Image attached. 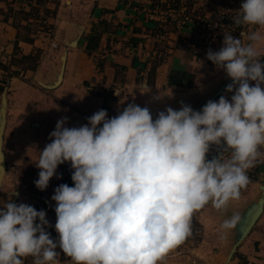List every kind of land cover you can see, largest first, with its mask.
Listing matches in <instances>:
<instances>
[{
  "label": "clouds",
  "instance_id": "obj_1",
  "mask_svg": "<svg viewBox=\"0 0 264 264\" xmlns=\"http://www.w3.org/2000/svg\"><path fill=\"white\" fill-rule=\"evenodd\" d=\"M232 22L254 30L223 32L222 47L207 52L232 81L230 100L222 95L200 111L168 107L155 119L148 107L129 103L112 118L101 109L80 127L57 121L34 183L44 191L58 166L70 163L74 186L61 184L51 197L58 238L47 231L45 210L9 198L0 207V264L28 257L58 264L61 253L71 264H160L192 234L196 211L209 204L226 211L240 199L264 148V32L255 30L264 29V0H243ZM3 148L0 141V162ZM240 220L232 214L221 229Z\"/></svg>",
  "mask_w": 264,
  "mask_h": 264
},
{
  "label": "crops",
  "instance_id": "obj_2",
  "mask_svg": "<svg viewBox=\"0 0 264 264\" xmlns=\"http://www.w3.org/2000/svg\"><path fill=\"white\" fill-rule=\"evenodd\" d=\"M175 1L93 0L90 19L86 25H79L83 27V30L75 36L78 38L77 45L73 47L68 44L73 38L65 41L59 58L51 63L46 76L42 79H35L38 85H40L38 81L52 82L60 73L61 63H63L64 55H66L60 84L51 89L40 85L43 89L53 90V95H50L52 99L49 98V100L53 101H50V109L54 116L47 129L49 134L46 133L49 138L50 133L55 130L57 121L61 118H67L65 127L86 125L89 117L101 109L104 110V103L110 108L106 110L108 118L119 114L129 103L137 105L142 102L145 106L150 105L151 110L155 111V119L164 108L171 107L172 101L170 99H173L175 90L177 92L192 90L197 85V80L203 78L207 79L205 90L214 89L216 85L217 89L228 78L223 69H218L207 59L209 49L213 52L218 50L211 48L212 40H210L209 35H205L203 30L194 24L188 23L177 31L169 29L165 40L161 39L160 35L164 32L161 28L166 29L168 26L167 23L162 22L163 19H169L165 13L166 8L174 6L173 8L179 9L181 0H177V3ZM36 2L37 0H20L15 4L9 0H0V12L7 11L9 8L13 11L27 12L36 5ZM185 3L186 8L194 12L200 10L206 4V1L188 0ZM29 21L31 20L22 18L20 24L24 26ZM79 26L77 25V27ZM242 30L250 32L254 29L252 26L244 29L239 27L237 31L239 35ZM255 30L264 32V29L256 28ZM43 40H46V38H43ZM164 42H167L170 46L168 54L158 61L153 57L152 52L156 47H163ZM44 45L45 43L38 39L21 38L19 28L13 23V17L2 19L0 14V60L7 67L13 62L25 63L28 59L39 56L40 52L44 50ZM259 50L264 55V43L259 45ZM42 60L46 61V59ZM261 62L264 63V57H261ZM11 65L12 68H15V64ZM26 71L27 73L28 71L36 73L35 70L28 68ZM172 72L185 73V76L182 77V83L171 84ZM230 83L232 81L224 86L221 94L215 97L213 101H218L222 95L230 100L233 93L225 91L226 86ZM252 83L254 84V82ZM28 85H30L29 81H20L19 78L12 77L6 86H0V89L6 91V97L9 90L17 88L13 93L19 97V99H16V104L20 103L21 106H18L23 109L24 129L22 132L38 130L45 123L41 121L39 115L41 112L46 111V95L35 87ZM93 86L105 87L108 92L112 90V94H108V92L100 93ZM164 102H169V104L164 105ZM197 103L198 100L196 99L194 103L188 106L194 110ZM10 105L11 101L7 98L6 124L3 135L6 170L8 163L5 138L9 114L11 113ZM44 118L46 119V117ZM260 151L262 155L259 162L252 168L253 170L248 171L250 184L241 191V195L245 192L246 198L242 200L239 209L236 206L235 208L229 206L230 210L227 212L229 217L232 214L241 215L257 200L261 193L260 185L264 184V150L261 149ZM216 154L217 151L213 147L208 159ZM6 174L7 172L4 175ZM66 175L68 174L64 173L59 176L55 189L61 185L62 179ZM52 194L54 195V192ZM16 203H25L36 209L41 207L40 210L46 211L47 219L56 220V214L54 213L55 201L43 200V203L30 204L27 195L20 192ZM202 210H198L194 214L199 217ZM223 212L219 210L217 214L222 215ZM235 235V229L228 230L221 249L217 251V256L220 253L222 255L226 253L225 258L219 259L218 256L216 262L207 264H225L232 258L236 260L243 259L251 264H264V208L256 223L247 236L238 244L234 254L228 261ZM205 241L203 240V242ZM185 242H187V239ZM186 246L183 242L182 246L172 249L160 264H172L170 262L172 257L184 253L186 249L184 250L181 247ZM188 260L190 259L188 258ZM193 261L197 262V259ZM24 264H30L28 258H24ZM62 264H71L70 258L65 257Z\"/></svg>",
  "mask_w": 264,
  "mask_h": 264
},
{
  "label": "rangeland",
  "instance_id": "obj_3",
  "mask_svg": "<svg viewBox=\"0 0 264 264\" xmlns=\"http://www.w3.org/2000/svg\"><path fill=\"white\" fill-rule=\"evenodd\" d=\"M187 1L181 0V4L185 5V2ZM204 1H206V4L203 5L200 10H195L193 12L187 9L192 19V21L188 23L194 24L199 29H202L205 35H209L210 40H212L211 48L219 50L223 44V32H230L233 36L239 37L237 32L239 27L236 26L235 30L232 31L231 28H227V24L225 27H215L214 23L217 22V18L222 12L225 14V16L227 15L228 20H231L233 17H235L237 15L236 9L240 8L243 0ZM92 3L93 0H37L36 5L31 7L27 12L21 10L13 11L11 8H9L7 11L0 12L2 19H7L10 16L13 17V23L17 28H19L21 38L38 39L41 40L42 43H45L44 50L40 52L39 56L32 59L30 58L25 63H11L15 64V68H12L11 64L8 67L11 72L13 71L11 77L9 76L10 79L13 77L19 78L20 81H29L30 85L28 86L35 87L40 92L42 91L43 94L46 95L45 97L47 100L46 111L43 113L41 112V116L39 115L41 121L45 122L44 124L46 126L44 127L43 124L38 130L22 132L24 129V121H22V115H24L22 112L23 109L22 107L18 106H21L20 103L16 104V99H19V97L17 95L16 97L15 93H13L17 88L8 91L7 98L9 101H11V113L9 114L5 138V151L8 165L6 170L7 174L3 175V179L1 178L0 180V207H2L3 202H7L9 198L12 200V197H10V193L12 191H19L24 195H27L30 204L43 203V200H51L53 195L52 193L54 192L56 183L59 180L57 177L63 175L64 173L72 175L73 170L71 169V165L70 163L66 162L58 166L56 175L49 181V186L44 191L39 190L35 186L34 182L39 178L38 174L40 171V169L36 167L39 151L43 150L46 144L49 143L50 138L47 136V134H49L47 129L49 128L50 121H52L51 119L54 116L50 109V101H53L49 100V98L52 99L50 95H53V90L41 88L40 85L36 83L35 79H42L46 76L51 63L55 62V60L59 58L61 49L64 46V42L75 37L81 32L77 25H86L88 23L90 19ZM175 3H177V0ZM173 7L174 6L167 7L166 10H176ZM176 11L174 12L178 14ZM22 18H25L26 20L30 19L31 21L23 26L20 24ZM166 20L163 19L162 21L164 24L167 23L168 25L166 29L161 28L164 31L161 34L164 36V38H162L160 35L163 41L165 40L169 29L172 31H177L182 28H177L176 22H174L172 18H169L167 21ZM203 22H210L211 26L203 27ZM43 38H46V40H43ZM164 43L165 45H163V47L154 48L157 52H162L163 58H165L168 54V51L166 50H169L170 47L167 42ZM42 59H46V61H43ZM156 60L159 61L160 59L156 58ZM27 68L35 70L36 73H31L29 71L27 73ZM18 69H20V71L23 73L22 76L20 75ZM206 81L207 79L205 78L197 80V85H195L194 89L189 91L184 90L177 92L175 90V93H173V99L169 98L172 101L171 108L173 107L174 110H180L182 104L189 105L194 103L196 99L200 101L201 99H204L206 96L210 95L212 91L216 89L217 85L214 89L205 90L207 87L205 86L207 85ZM3 92L4 89H0V104ZM108 94H112V90H109ZM163 104L167 105L169 102H164ZM137 105L141 107H148L154 119L155 111L151 110L150 105L145 106L142 102H139ZM103 106L104 110L110 109L105 103ZM166 109L167 108H164L163 111ZM44 117H46V119ZM245 195L246 194L244 192L240 196L239 200L230 201L228 207L230 206L235 208L236 206L239 209L242 200L246 198ZM228 207L226 212L224 211V214L222 215L217 214L219 213V210H217V212L216 209L210 204L203 208L199 217L193 214V232L187 238V242L184 241L187 246L181 247L184 250L186 249V251L182 254L172 257V259L170 258V262L172 264H207L216 262L218 256L220 257L219 259H223V257L225 258L226 253L223 255L220 253L218 256L216 254L217 251L221 249L223 239L225 240V237L228 233V231L221 229V224L223 221L229 218L227 212L230 210V207ZM40 208L41 207L35 209L39 211ZM48 221L52 227H49L47 231L51 234L53 239H57L58 234L54 228L56 220L51 218L48 219ZM203 240L206 241L203 242ZM179 246H182V244ZM65 257L66 256L61 253V255L57 258L58 264H62V260ZM186 258H189L190 260L187 261ZM194 259H197L196 263H194ZM28 261L30 264H33L32 257H28Z\"/></svg>",
  "mask_w": 264,
  "mask_h": 264
},
{
  "label": "water",
  "instance_id": "obj_4",
  "mask_svg": "<svg viewBox=\"0 0 264 264\" xmlns=\"http://www.w3.org/2000/svg\"><path fill=\"white\" fill-rule=\"evenodd\" d=\"M78 28L80 29V31L83 30L82 26H79ZM77 42H78V38L77 37H73V39L70 40L68 42V44L70 46L75 47L77 45ZM63 59H64L63 63H61V71H60V73L57 74L56 78L52 82L48 83V82L38 81L42 87L51 89V88H54V87H56L57 85L60 84V82L62 80V76H63L64 66H65V61H66V55H64ZM229 82H231V79L228 77L210 95H208L204 99H201L200 101H198V103L196 104L194 110L195 111H200L202 109V107L209 100L213 101L215 99V97H217L218 95L221 94V92L223 91L224 86L227 83H229ZM4 94H5V96H3ZM1 98L2 99H1V104H0V141H2V143H3V135H4L5 124H6V114H7V97H6V91L5 90L2 93ZM0 167H3L4 172H6V164H5L4 152H3V160H2V162H0ZM1 178L3 179V176L0 177V180H1ZM260 190H261V193H260L259 197L257 198V200L254 201L240 215L241 216V220H240L239 224L237 225V227L235 228L236 235H235V238H234V244L232 245V248L230 250L228 261L231 259L232 255L234 254L238 244L242 241V239H244L247 236V234L249 233V231L251 230V228L253 227V225L256 223V221L260 217L261 213L263 212V208H264V184L260 185ZM15 193H17V194L16 195H11V197L14 196V198L12 199V202H14V203H16V201H17V199H18V197L20 195L19 191H15ZM227 263H225V264H227Z\"/></svg>",
  "mask_w": 264,
  "mask_h": 264
},
{
  "label": "built area",
  "instance_id": "obj_5",
  "mask_svg": "<svg viewBox=\"0 0 264 264\" xmlns=\"http://www.w3.org/2000/svg\"><path fill=\"white\" fill-rule=\"evenodd\" d=\"M12 3H18L20 2V0H9ZM177 10V11H176ZM174 11H176L178 14H176L172 9H168L165 13L167 15V18H172V20L174 22H176V27L177 28H181L183 27L185 24H187L188 22L192 21L190 14L186 8V6L184 4L180 3L179 9H176ZM237 12L239 9H236ZM199 22V21H198ZM200 24V22H199ZM215 27L219 26V27H225V25L227 24V28H231L232 31L235 30L236 25L233 24L232 19L228 20L227 15L225 16V14L222 12L221 15L217 18V22L214 23ZM203 27L205 26H211L210 22H203ZM227 30V29H226ZM162 38H164V36L161 35ZM223 37H222V41H223ZM168 51V50H166ZM153 57L154 58H158V59H163V54L162 52H157L155 49L152 52ZM20 72V75L22 76L23 73L20 71V69H18ZM13 74V71L11 72L9 67H7L5 65L4 62H2L0 60V86H6V84L9 82L11 75ZM10 76V77H9ZM91 86V85H90ZM94 89H97L100 93H107L108 89H105V87H97V86H93ZM262 150H264V148H261ZM260 149V150H261ZM225 157H227L228 153H224ZM193 232V229H192ZM194 263H196L194 261ZM227 264H251L249 261L243 260V259H234L232 258Z\"/></svg>",
  "mask_w": 264,
  "mask_h": 264
},
{
  "label": "trees",
  "instance_id": "obj_6",
  "mask_svg": "<svg viewBox=\"0 0 264 264\" xmlns=\"http://www.w3.org/2000/svg\"><path fill=\"white\" fill-rule=\"evenodd\" d=\"M185 76V73H179V72H172L171 73V84H180L183 81V78ZM174 77H176V79H174ZM61 184H68L69 186H74L73 181L71 179V175H66L65 177H63L62 179V183Z\"/></svg>",
  "mask_w": 264,
  "mask_h": 264
},
{
  "label": "bare ground",
  "instance_id": "obj_7",
  "mask_svg": "<svg viewBox=\"0 0 264 264\" xmlns=\"http://www.w3.org/2000/svg\"><path fill=\"white\" fill-rule=\"evenodd\" d=\"M14 198V196L12 197V199ZM12 201V200H11Z\"/></svg>",
  "mask_w": 264,
  "mask_h": 264
}]
</instances>
